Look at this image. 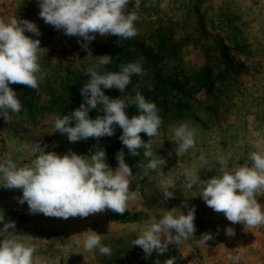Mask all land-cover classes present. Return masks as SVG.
<instances>
[{
    "label": "rangeland",
    "instance_id": "1",
    "mask_svg": "<svg viewBox=\"0 0 264 264\" xmlns=\"http://www.w3.org/2000/svg\"><path fill=\"white\" fill-rule=\"evenodd\" d=\"M0 10L5 22L13 16L35 22L41 35L33 39L48 49L40 60L46 75L37 89L9 85L21 99L22 110L9 111V122L0 116V162L14 145L39 141L47 145L46 152L58 155L68 150L88 155L103 148L106 163L115 170L116 153L123 150L133 174L130 190L136 194L127 211L146 215L139 220H120L106 210L87 218L45 217L30 214L26 202L18 203L21 190L0 188L5 221L15 222L17 234L34 237L36 264L41 259L48 264H154L155 260L163 264L172 257L175 264H233L229 254L241 256L238 264H264V226L232 224L223 213L206 206L199 196L200 187L187 189L183 178V171L197 163L201 153L213 170H201L200 176L209 179L220 174L218 156L230 154L228 168L235 169L256 150L257 143L264 148V0H130L128 11L140 17L135 23L138 35L122 39L96 34L89 44L91 55L77 42L84 43L81 38L69 37L40 18L38 0H0ZM100 55L112 57L102 72L120 71L122 64L130 62L141 63L144 73L133 75L124 92L115 88L102 91L111 99L134 97L138 91L156 104L163 124L159 135L151 139L154 153L166 160L162 177L145 170L143 165L148 161L142 149H138L139 156L128 153L119 139L122 129L118 126L114 135L98 141L69 142L66 134L52 133L57 117L83 103L80 89L89 78L86 69L96 64ZM125 111L129 118L139 114L135 105ZM97 115L103 113L95 109L89 112L90 118ZM181 122L197 129V144L177 157L172 136ZM140 136L145 142L149 139L145 133ZM34 158L29 152L13 153L21 165ZM138 163L141 166L136 167ZM162 180L174 182L170 191L175 199L164 201ZM185 200L190 207L195 206V237L169 245L164 254L146 256L139 246H133V240L148 227L149 215L159 219ZM258 203L264 204V196ZM227 227L235 230L234 236L225 234ZM92 231L101 234L102 243L112 249L110 257L98 249H84L83 241ZM205 233L213 234L214 239L202 244ZM9 235L0 224V239Z\"/></svg>",
    "mask_w": 264,
    "mask_h": 264
},
{
    "label": "clouds",
    "instance_id": "2",
    "mask_svg": "<svg viewBox=\"0 0 264 264\" xmlns=\"http://www.w3.org/2000/svg\"><path fill=\"white\" fill-rule=\"evenodd\" d=\"M130 0H38L39 16L46 24L64 34L78 39L88 55H91L89 44L95 40L96 34L102 37L115 35L122 39H131L138 35L135 23L140 19L135 11H128ZM31 33V36L25 33ZM40 30L35 22L18 19H0V116L9 122L12 113L22 110L21 99L10 84L25 85L37 89L43 81L40 60L47 55L48 49L41 46ZM119 46V45H118ZM96 64L86 69L88 80L80 89L83 103L69 114L57 117L53 122L52 133L66 134L69 142H79L89 138L97 141L102 137H111L118 126L122 129L119 139L132 156H139L138 149L143 150L147 163L145 170L156 172L163 176L162 168L166 164L163 157L153 151V137L159 135L163 120L156 104L147 101L136 92L134 97L111 99L102 89H118L124 92L132 83L133 75H142L144 69L139 61L122 64L120 71L102 72L104 66L111 63L109 55L96 56ZM135 105L138 115L131 118L126 114V108ZM99 106V107H98ZM102 112L94 119L90 118L91 110ZM74 122V126H71ZM51 133V134H52ZM140 133L149 138L147 142L141 139ZM172 141L177 157L194 149L197 144V129L186 122H181L174 130ZM246 160L235 169L228 168L230 154L220 155L217 161L220 165L219 175L209 179H201L200 173L213 170L208 166L204 153L198 162L183 171L184 184L187 189L200 187L199 196L207 207L216 213H223L232 224H242L248 228L264 226V204L258 203V198L264 196V148L259 143ZM47 145L39 141L23 142L13 146L3 162H0V182L4 189H19L22 195L18 203L28 205L30 214H43L45 217L62 219L87 218L89 215L110 210L123 215L129 202L136 199L134 191L130 190L133 175L130 166L125 162L124 152L116 153L118 166L113 170L106 163L104 149L91 151L88 155H78L68 150L63 155L54 151H45ZM14 152H29L35 158L28 164H19L13 159ZM171 155V153H169ZM141 166L139 163L136 167ZM164 187L163 199H175L173 181H161ZM183 209V210H178ZM184 209H186V214ZM195 206H189L187 201L167 210L159 219L149 215L142 233L133 240V246H139L146 256L153 252L164 254L169 245H179L183 241L195 237ZM0 224L3 231L10 233L0 239V264H36L35 254L38 248L32 243L34 237L27 234H17L14 221H5L0 210ZM11 229V231H9ZM229 237L235 235L232 227L225 229ZM200 243L214 239V235H201ZM87 251L97 250L101 255L110 257L112 249L102 243V235L94 231L83 241ZM228 259L238 264L240 255L229 254ZM39 264H48L41 259ZM154 264H161L155 260ZM163 264H175L174 257L163 261Z\"/></svg>",
    "mask_w": 264,
    "mask_h": 264
},
{
    "label": "trees",
    "instance_id": "3",
    "mask_svg": "<svg viewBox=\"0 0 264 264\" xmlns=\"http://www.w3.org/2000/svg\"><path fill=\"white\" fill-rule=\"evenodd\" d=\"M110 215L115 217V218H118L120 220H126V219L139 220L143 217H146V215L144 213H142L141 211L134 212V213H130V212L126 211L123 215H119V214L112 212V213H110Z\"/></svg>",
    "mask_w": 264,
    "mask_h": 264
},
{
    "label": "built area",
    "instance_id": "4",
    "mask_svg": "<svg viewBox=\"0 0 264 264\" xmlns=\"http://www.w3.org/2000/svg\"><path fill=\"white\" fill-rule=\"evenodd\" d=\"M0 13H1V10H0ZM0 19H2V17H0Z\"/></svg>",
    "mask_w": 264,
    "mask_h": 264
}]
</instances>
